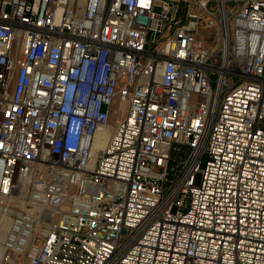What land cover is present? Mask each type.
Listing matches in <instances>:
<instances>
[{
	"label": "built area",
	"instance_id": "2783aa9c",
	"mask_svg": "<svg viewBox=\"0 0 264 264\" xmlns=\"http://www.w3.org/2000/svg\"><path fill=\"white\" fill-rule=\"evenodd\" d=\"M0 264H264V0H0Z\"/></svg>",
	"mask_w": 264,
	"mask_h": 264
},
{
	"label": "bare ground",
	"instance_id": "6f19581e",
	"mask_svg": "<svg viewBox=\"0 0 264 264\" xmlns=\"http://www.w3.org/2000/svg\"><path fill=\"white\" fill-rule=\"evenodd\" d=\"M108 137V132L106 130L100 131L96 133L95 139H94V147L92 148V151L95 149H101L105 145V141Z\"/></svg>",
	"mask_w": 264,
	"mask_h": 264
},
{
	"label": "rangeland",
	"instance_id": "374dc122",
	"mask_svg": "<svg viewBox=\"0 0 264 264\" xmlns=\"http://www.w3.org/2000/svg\"><path fill=\"white\" fill-rule=\"evenodd\" d=\"M199 180H200V175H197V176H196L195 183L198 184V183H199Z\"/></svg>",
	"mask_w": 264,
	"mask_h": 264
}]
</instances>
